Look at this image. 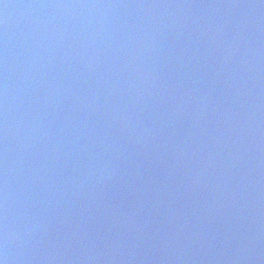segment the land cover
<instances>
[{
	"label": "water",
	"instance_id": "1",
	"mask_svg": "<svg viewBox=\"0 0 264 264\" xmlns=\"http://www.w3.org/2000/svg\"><path fill=\"white\" fill-rule=\"evenodd\" d=\"M10 264H264V0H0Z\"/></svg>",
	"mask_w": 264,
	"mask_h": 264
},
{
	"label": "clouds",
	"instance_id": "2",
	"mask_svg": "<svg viewBox=\"0 0 264 264\" xmlns=\"http://www.w3.org/2000/svg\"><path fill=\"white\" fill-rule=\"evenodd\" d=\"M14 240L10 235L7 226L0 232V264H10L9 245Z\"/></svg>",
	"mask_w": 264,
	"mask_h": 264
}]
</instances>
